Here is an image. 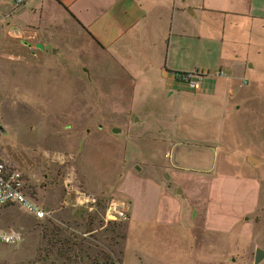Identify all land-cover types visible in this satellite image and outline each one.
<instances>
[{
  "label": "rangeland",
  "instance_id": "374dc122",
  "mask_svg": "<svg viewBox=\"0 0 264 264\" xmlns=\"http://www.w3.org/2000/svg\"><path fill=\"white\" fill-rule=\"evenodd\" d=\"M253 36L257 45L251 46L245 34L231 37L240 44H230L223 63L237 68L219 80L228 89L231 82L229 104H184L187 132H216L222 144L170 152L162 145L142 148L131 137L154 126L152 116L175 111V101L163 104L146 92L129 97L109 81L112 70H93L83 49L56 53L60 44L44 47L31 34H0V162L24 175L27 192L50 213L38 220L18 204L0 209V230L22 236L0 244V264H93L89 257L103 264L104 256L121 264H255L256 251L264 250V34ZM212 46L207 64L218 65L220 45ZM174 164L188 184V175L208 172L217 182L231 175L237 202L209 201L206 178L198 181L204 192L197 205L185 193L177 197V181L164 176L162 183L158 174H169ZM116 201L128 207L126 219L107 218ZM140 208L166 224L159 254L141 262L134 237L129 240L130 212ZM196 209L203 210L199 226ZM68 239L75 245L63 257L56 244Z\"/></svg>",
  "mask_w": 264,
  "mask_h": 264
},
{
  "label": "crops",
  "instance_id": "0c3cea01",
  "mask_svg": "<svg viewBox=\"0 0 264 264\" xmlns=\"http://www.w3.org/2000/svg\"><path fill=\"white\" fill-rule=\"evenodd\" d=\"M254 32L264 34V0H22L20 4L18 0H0V34H31L44 47L60 44L56 53H64L70 47L83 49L94 64L93 70L98 71L99 66L112 70L109 81H118L129 97L140 98L146 92L157 96V102L163 104L175 101L179 106L175 111L169 108L170 112L152 116L156 124L131 137L133 144L142 148L162 145L170 152L222 144V137L215 139L214 131L215 135L187 132L181 117L187 113L184 104L187 99L229 104L231 82L228 89L219 80L228 78V71L237 68V65L228 68L223 63L229 57L230 44H240L230 42L231 37L245 34L251 46L256 44ZM215 42L220 45L217 57L220 63L207 64L206 55L213 54ZM246 67L251 70L253 65L248 62ZM219 70L225 71L224 78L216 76ZM194 71L209 74L198 90L204 91L201 95L186 93L184 90L188 89L174 77L176 72ZM145 88H150V92ZM152 117L143 116L146 121ZM176 165L168 170L169 174L161 171L158 174L162 183L164 176L177 181V197L185 193L197 205V196L204 192L199 183L206 178L210 185L206 191L209 201L237 202V183L231 175L219 182L217 177H208V172L188 175V184L181 180L182 173L177 172ZM141 168L138 170L142 171ZM250 197L251 202L247 199L242 203H248L247 209L252 208V194ZM201 212L197 209L194 212L198 226ZM130 214L129 240L134 237L136 252L143 257L141 260L137 256L139 261H150L159 254L166 224L146 208L138 212L132 209ZM167 215L161 221L167 223Z\"/></svg>",
  "mask_w": 264,
  "mask_h": 264
},
{
  "label": "built area",
  "instance_id": "2783aa9c",
  "mask_svg": "<svg viewBox=\"0 0 264 264\" xmlns=\"http://www.w3.org/2000/svg\"><path fill=\"white\" fill-rule=\"evenodd\" d=\"M22 0H18L20 4ZM217 77H225V71L219 70ZM175 80L181 86H185L192 91H198L202 88L203 81L209 77V74L194 72H176ZM87 201V200H86ZM86 201L82 200V203ZM18 204L22 206L30 215L38 220H44L50 216L40 204L26 190L24 175L18 171L10 169L8 166L0 162V209ZM83 205V204H82ZM107 218L117 221L121 218H127L128 207L124 202H110L107 208ZM22 240V236L17 231L0 230V244H16Z\"/></svg>",
  "mask_w": 264,
  "mask_h": 264
},
{
  "label": "trees",
  "instance_id": "16d2710c",
  "mask_svg": "<svg viewBox=\"0 0 264 264\" xmlns=\"http://www.w3.org/2000/svg\"><path fill=\"white\" fill-rule=\"evenodd\" d=\"M58 243L61 244L60 247L58 248V254L62 255L63 257L64 256L68 257L67 254H70V251H72L73 245H75V243H73L72 240L69 239L65 241L59 240L56 245H58ZM89 258L93 260V264H101L100 262H98L99 260L96 257L94 259L92 257ZM103 264H121V260L118 259L116 260L110 256H104Z\"/></svg>",
  "mask_w": 264,
  "mask_h": 264
},
{
  "label": "water",
  "instance_id": "95a60500",
  "mask_svg": "<svg viewBox=\"0 0 264 264\" xmlns=\"http://www.w3.org/2000/svg\"><path fill=\"white\" fill-rule=\"evenodd\" d=\"M263 260H264V250L258 249L256 251L255 264H260Z\"/></svg>",
  "mask_w": 264,
  "mask_h": 264
}]
</instances>
